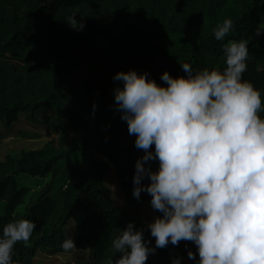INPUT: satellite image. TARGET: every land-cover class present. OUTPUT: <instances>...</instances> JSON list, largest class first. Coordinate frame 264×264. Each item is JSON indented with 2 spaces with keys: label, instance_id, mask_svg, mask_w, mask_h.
I'll list each match as a JSON object with an SVG mask.
<instances>
[{
  "label": "trees",
  "instance_id": "16d2710c",
  "mask_svg": "<svg viewBox=\"0 0 264 264\" xmlns=\"http://www.w3.org/2000/svg\"><path fill=\"white\" fill-rule=\"evenodd\" d=\"M263 2L0 0V143L1 129H9L22 114L35 118L55 112L50 132L56 140L0 160V234L14 220L35 223L30 246L14 247L15 264H106L112 240L128 222L142 228L155 247L147 225L128 212L150 204L151 197L146 192L140 200L132 196L135 162L144 152L135 147V137L115 109L114 89L122 82L113 76L133 69L164 85V71L186 75L182 63H190L193 73L222 70V45L247 40L242 78L264 94V34L254 32ZM71 17L84 24L82 30L70 25ZM229 18L234 31L217 41L213 30ZM81 64L93 67L81 80L80 108H66ZM17 136L37 137L22 130ZM157 167L151 162L152 170ZM67 233L78 250L87 251L85 258L54 260L65 253L61 244ZM188 250L199 259L195 245L181 241L157 248L146 264H171L177 257L181 264H196ZM42 254L50 260L38 262Z\"/></svg>",
  "mask_w": 264,
  "mask_h": 264
},
{
  "label": "clouds",
  "instance_id": "9594fccd",
  "mask_svg": "<svg viewBox=\"0 0 264 264\" xmlns=\"http://www.w3.org/2000/svg\"><path fill=\"white\" fill-rule=\"evenodd\" d=\"M70 25L84 27L73 17ZM233 31L232 19H225L214 38L224 41ZM254 32L264 34V20ZM248 43L222 45V70L193 73L190 63H182L186 75L164 71V85L147 72L114 74L122 82L114 89L115 109L144 152L135 162L132 196L140 200L148 193L151 208L162 216L147 224L155 247L128 222L112 240L106 264H146L157 248L181 241L195 245L199 259L191 250L187 256L196 264H264V94L242 78ZM34 229L29 219L3 227L0 264H15L14 247L30 246ZM61 248L69 255L78 251L71 234ZM171 264H181L180 258Z\"/></svg>",
  "mask_w": 264,
  "mask_h": 264
},
{
  "label": "rangeland",
  "instance_id": "374dc122",
  "mask_svg": "<svg viewBox=\"0 0 264 264\" xmlns=\"http://www.w3.org/2000/svg\"><path fill=\"white\" fill-rule=\"evenodd\" d=\"M261 20H264V2ZM93 66L80 65L76 81L77 89L73 92L70 100L65 103L66 108H73L79 110L80 100L78 90L80 89L81 80L84 75L91 70ZM55 112L53 110H47L45 115H41L35 118H30L28 115L22 114L19 120L11 126L9 129L2 128L3 139L0 143V160L4 159L5 155L13 154L18 155L20 150H31V149H42L46 141L50 139L56 140V136L52 135L50 132V126L54 118ZM83 117V116H82ZM84 118V117H83ZM18 130H22L29 133H34L37 135L35 138H25L17 136ZM75 135V134H72ZM1 209V208H0ZM129 214L132 217L140 220L144 224L150 223L155 217V212L151 208L150 204L142 205L139 208H129ZM67 235H69L67 233ZM87 256V251L78 250L75 253L69 255L64 253L58 257H55V261H65L72 260L76 258H85ZM38 262L45 263L50 260L46 254L37 258Z\"/></svg>",
  "mask_w": 264,
  "mask_h": 264
}]
</instances>
